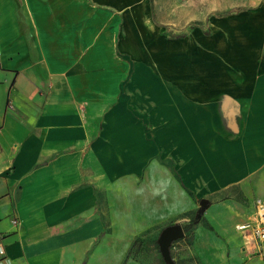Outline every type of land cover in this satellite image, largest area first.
Masks as SVG:
<instances>
[{
	"label": "crops",
	"instance_id": "crops-1",
	"mask_svg": "<svg viewBox=\"0 0 264 264\" xmlns=\"http://www.w3.org/2000/svg\"><path fill=\"white\" fill-rule=\"evenodd\" d=\"M220 1L0 0V264H151L193 214L181 258L264 264V0Z\"/></svg>",
	"mask_w": 264,
	"mask_h": 264
},
{
	"label": "rangeland",
	"instance_id": "rangeland-1",
	"mask_svg": "<svg viewBox=\"0 0 264 264\" xmlns=\"http://www.w3.org/2000/svg\"><path fill=\"white\" fill-rule=\"evenodd\" d=\"M219 2V1H217ZM257 2H259L258 0H249V1H231V4H229L227 1H220L219 4L216 5V11L217 13H222V12H226L228 10H232V9H236V8H240L243 6H252L255 5ZM231 5V6H230ZM256 180H253L250 182L251 184V189L255 190L256 189ZM242 190L239 187H230L228 192L229 194H232L234 196H236L238 198V200L243 201V202H247L249 201V199L251 200L252 198L248 199V194H245L243 192H241ZM229 221L231 222L233 219H235V215L229 214ZM191 223L188 224V222H186L185 224H183L184 227V231L185 234H183V239L185 240L184 242L183 239H179V240H175L170 244V254L171 257L173 259L174 264H193V261L191 259V256H187L186 258H181V255L183 254L182 251H185V245L191 244V239L192 237L195 236V232L199 233L197 235H203L204 233L208 232V231H212L211 227L209 226V224L207 223V221L205 220V218L201 215V214H193L191 216ZM215 235L211 232V237H214ZM138 248H140V250L143 252H145L147 257H150L151 260V264H166V262H164L161 254L158 251V247L157 244L155 243V239L152 238L151 239H146V240H140V242L138 243ZM185 253V252H184ZM168 264V263H167Z\"/></svg>",
	"mask_w": 264,
	"mask_h": 264
},
{
	"label": "built area",
	"instance_id": "built-area-1",
	"mask_svg": "<svg viewBox=\"0 0 264 264\" xmlns=\"http://www.w3.org/2000/svg\"><path fill=\"white\" fill-rule=\"evenodd\" d=\"M236 227L247 243L254 244L258 252L264 251V199H257L252 216L238 223Z\"/></svg>",
	"mask_w": 264,
	"mask_h": 264
},
{
	"label": "water",
	"instance_id": "water-1",
	"mask_svg": "<svg viewBox=\"0 0 264 264\" xmlns=\"http://www.w3.org/2000/svg\"><path fill=\"white\" fill-rule=\"evenodd\" d=\"M207 202L205 199L201 200V203H205ZM184 234L183 228L181 226L180 223H174V224H170L165 226L157 239L158 245H159V249L161 252V255L163 257V259L168 262L169 264H174L171 254H170V244L182 237Z\"/></svg>",
	"mask_w": 264,
	"mask_h": 264
}]
</instances>
